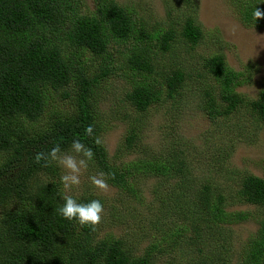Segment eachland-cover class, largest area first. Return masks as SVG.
Returning a JSON list of instances; mask_svg holds the SVG:
<instances>
[{
	"label": "trees",
	"instance_id": "16d2710c",
	"mask_svg": "<svg viewBox=\"0 0 264 264\" xmlns=\"http://www.w3.org/2000/svg\"><path fill=\"white\" fill-rule=\"evenodd\" d=\"M92 1L94 9L89 12L84 0H0V264H155L160 252L154 242L142 256L134 255L127 241L110 237L94 241L97 230L64 219L59 212L63 194L53 180L57 166L44 167V160L37 163L36 155L57 144L68 152L73 141L79 140L93 150L96 171L113 174L108 184L132 195L138 189L131 183L141 173L166 175L173 168L183 174L187 156L173 147L164 160L155 153L126 165L111 163L101 144L94 142L101 125L96 124L97 113L90 101L101 85L121 72L132 78L124 98L137 113L160 102L178 108L180 90L192 78V70L158 59L178 37L194 48L203 30L193 18L180 26L179 36L171 28L149 30L132 10L114 0ZM229 2L246 26L264 23V0ZM255 10L262 13L261 18H255ZM86 53L99 60L93 74L86 69ZM203 69L211 82L198 92L209 119L228 120L245 107L255 123L264 125V89L256 100L246 103L237 93L243 75L232 70L223 56L205 59ZM70 100H75L69 109L73 112H57L58 102ZM89 125L93 136L85 133ZM139 130L131 128L125 136V150L138 148ZM225 193L214 183L200 184L193 203L181 205L180 200L173 205L182 223L165 230L172 233L163 239L171 248L182 242L189 249L164 264L230 262L233 244L226 227L253 215L228 211L234 205L228 197L264 208V177L245 175L235 194ZM92 200L100 199L88 195L77 202ZM166 208L163 202L160 209ZM203 234L209 240L204 245ZM237 254L238 264H264V218Z\"/></svg>",
	"mask_w": 264,
	"mask_h": 264
},
{
	"label": "rangeland",
	"instance_id": "374dc122",
	"mask_svg": "<svg viewBox=\"0 0 264 264\" xmlns=\"http://www.w3.org/2000/svg\"><path fill=\"white\" fill-rule=\"evenodd\" d=\"M114 1L132 10L149 30L171 28L179 36L180 26L187 18L195 19L202 27L203 36L194 48L191 49L186 41L178 37L171 50L158 59L165 65L180 63L192 70V78L187 79L184 89L180 90L178 108L160 102L145 113H137L124 98L131 89L132 78L121 72L101 85L90 101L97 113L96 124L101 125L97 137L101 139V146L111 163L126 165L138 156L153 157L155 153L164 160L169 155V148L173 147L187 156L186 170L183 174L173 168L166 175L141 173L131 183L132 188L138 189L137 195L110 184L107 193L96 189L89 180L90 176L99 173L93 160L83 171L81 184L70 192L65 191L60 181L65 170L56 163L57 174L53 180L60 185L63 197L71 195L78 200L92 195L102 201L103 222L97 228L94 241L109 237L127 241L131 253L137 256H142L156 242L160 247L159 254L164 253V256L156 254V259L153 256L149 261L164 264L179 259L181 253L189 249L182 242L171 248L172 245L163 239L172 233L165 230L182 223L176 209L173 210L176 202L182 200L181 205L185 201L193 203L200 184L214 183L220 189H226L225 194L228 191L235 194L245 175L264 177V125L255 123L245 107L228 120H211L202 109V94L198 92V89L202 90L201 86L211 82L203 69V61L220 55L232 70L243 75L244 83L237 88L243 101L249 103L258 98L264 89V23L258 27L246 26L239 21L229 0ZM84 2L86 9L93 11V1ZM81 12L88 14L84 9ZM84 58L89 74L98 71L97 57L86 53ZM74 103L75 100L58 102L57 112H73L69 109ZM137 127L140 129L138 148L127 151L123 148L125 136L131 128ZM67 153L74 154L71 149ZM228 201L234 202L228 211H244L253 215L246 222L226 227L233 244L228 264H238L237 253L256 232L258 221L264 218V208L241 204L234 197L230 200L228 197ZM163 202L167 205L165 210L160 209ZM9 207L12 208V205ZM205 237V234L201 237L202 245L209 243Z\"/></svg>",
	"mask_w": 264,
	"mask_h": 264
},
{
	"label": "clouds",
	"instance_id": "9594fccd",
	"mask_svg": "<svg viewBox=\"0 0 264 264\" xmlns=\"http://www.w3.org/2000/svg\"><path fill=\"white\" fill-rule=\"evenodd\" d=\"M254 16L256 19H259L262 13L259 10H255ZM85 133L88 136H93V126L89 125L85 129ZM94 142L96 145L102 143L99 137H95ZM71 153L74 154L62 151L61 147L57 144L49 152H40L36 155L37 163L44 160V167L56 163L65 170L64 174L60 177V181L66 192H70L73 187H78L81 184V175L83 171L87 170L88 163L95 156L93 150L79 140H74L71 144ZM112 178H114L113 174L101 171L96 175L90 176L89 180L100 192L107 193L110 191L108 180ZM63 200L64 203L60 207L59 212L69 222L75 221L80 227H88L92 231H96L103 222L104 206L100 200L78 203L71 195H65Z\"/></svg>",
	"mask_w": 264,
	"mask_h": 264
}]
</instances>
